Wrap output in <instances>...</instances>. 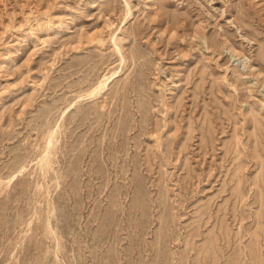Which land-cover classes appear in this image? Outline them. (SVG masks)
<instances>
[{"label":"rangeland","instance_id":"obj_1","mask_svg":"<svg viewBox=\"0 0 264 264\" xmlns=\"http://www.w3.org/2000/svg\"><path fill=\"white\" fill-rule=\"evenodd\" d=\"M0 264H264V0H0Z\"/></svg>","mask_w":264,"mask_h":264},{"label":"bare ground","instance_id":"obj_2","mask_svg":"<svg viewBox=\"0 0 264 264\" xmlns=\"http://www.w3.org/2000/svg\"><path fill=\"white\" fill-rule=\"evenodd\" d=\"M128 7H129V5H128ZM130 15H131V9H130V7H129L127 17H130ZM115 74H116V73H115ZM115 74H114V75H115ZM116 75H117V74H116ZM113 77H114V76H113ZM108 78H109V77H108ZM111 78H112V75H111ZM106 79H107V78H106ZM109 79H110V78H109ZM104 81H105V79H104ZM104 81H103V82H104ZM103 82L101 81V83H103ZM101 87H103V86H101ZM100 89H101V88H100ZM96 90H97V89H96ZM96 90H95V91H96ZM91 94H92V93H91ZM89 95H90V94H89ZM96 95H97V94H96ZM93 96H94V95H93ZM42 163H43V162H42ZM46 163H47V162H46Z\"/></svg>","mask_w":264,"mask_h":264}]
</instances>
